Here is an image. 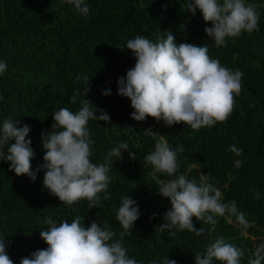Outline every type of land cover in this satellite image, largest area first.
<instances>
[{"label": "trees", "instance_id": "obj_1", "mask_svg": "<svg viewBox=\"0 0 264 264\" xmlns=\"http://www.w3.org/2000/svg\"><path fill=\"white\" fill-rule=\"evenodd\" d=\"M86 2L90 11L81 17L64 0H0V61L7 64V70L0 74V94L4 97L0 100V127L5 119L13 120L18 128L30 127L26 139L32 142L35 171L44 162L41 134L52 131L54 111L62 107L78 111L80 100L87 98L110 116L108 123L88 122L94 141L93 163H103L108 151L121 142H127L137 158L130 159L129 150H124L119 160L112 157L111 199L104 200L100 193L101 204L91 209L87 200L71 207L62 204L43 187V170L33 181L10 171V162L0 161V239L5 238L13 264L48 247L40 231L47 230L49 220L59 224L80 216L85 227L93 221H107L119 239L122 227L116 213L124 195L139 207L133 232L123 239L128 257L138 264L153 260L159 264L166 256L177 264H195L194 254L204 253L220 236L245 250L241 264H247L255 246L264 242V0H247L257 6L259 31L226 38V45L220 47L204 31L211 23L203 20L199 9L194 15L187 11L185 0ZM167 31L177 45L205 44L210 57L219 59L222 66L244 72L242 91L234 97V110L225 122L193 130L183 123L166 126L152 117L144 121L131 118V101L118 94L117 82L134 67L136 58L124 45L138 35L155 42ZM78 75L90 79L86 97ZM77 88L81 96L73 104L69 97ZM105 90L111 95H103ZM147 129L164 136L173 149L183 146V152L177 154L179 173H187L198 182L200 172L207 175L225 202L236 201L249 226L239 225L235 218L230 223L227 217L217 216L212 225L193 217L196 229H206L201 236L187 230H174V236L156 230L171 208L169 199L158 194L159 182L172 177L156 173L144 161L155 147L154 137L144 131ZM233 144L243 150L242 155L227 151ZM237 159L243 161L240 168L234 167ZM253 187L260 193L258 200L249 191Z\"/></svg>", "mask_w": 264, "mask_h": 264}, {"label": "clouds", "instance_id": "obj_2", "mask_svg": "<svg viewBox=\"0 0 264 264\" xmlns=\"http://www.w3.org/2000/svg\"><path fill=\"white\" fill-rule=\"evenodd\" d=\"M64 3L71 5L81 17L89 14L90 5L86 0H64ZM185 3L187 11L194 15L199 9L203 20L211 23L212 26L205 27L204 31L216 47L225 46L226 38L259 31L257 6L247 0H185ZM165 33L155 42L138 35L124 45L136 58L134 67L117 82L118 94L131 101L134 109L131 118L144 121L152 117L157 122L162 120L166 126L183 123L193 130L225 122L234 110V97L242 91L244 72L222 66L219 59L210 57L205 44L177 45L171 31ZM6 70V62L0 61V74ZM76 79L83 81L86 97L91 87L89 77L78 75ZM102 94L108 96L111 91L105 90ZM80 96L81 91L77 88L69 99L75 104ZM3 98L0 94V100ZM80 104L75 112L67 107L54 111L52 131L41 134L44 162L35 171L31 165L35 156L32 142L26 139L30 127L18 128L13 120L5 119L0 127V161L10 162V171L14 170L17 176L26 175L33 181L36 173L43 170V187L62 204L71 207L87 200L91 209L101 204L100 193L104 194V200L111 199L108 186L109 172L113 170L112 157L121 159L122 152L129 150V145L121 142L108 151L103 163H93L94 141L90 139L88 122L108 123L110 116L87 98L81 99ZM144 131L155 139L154 150L143 157L144 161L153 166L156 173L172 177L159 182L158 194L169 199L171 208L164 215V223L156 230L161 233L169 231L173 236L176 235L174 230H187L201 236L206 229H196L193 217L202 224L212 225L217 223V216L227 217L230 223L235 218L239 225L249 226L246 214L239 210L236 201L225 202L223 193L209 182L207 175L200 172L198 182L195 178L190 179L187 173H179L181 166L177 154L183 152V146L173 149L164 136L151 129ZM13 140L14 143L9 144ZM227 151L236 156L243 152L234 144L229 145ZM129 157L132 160L137 158L130 150ZM242 164L243 161L237 159L234 167L240 168ZM249 191L254 194V199H260V193L254 187ZM139 216L136 201L124 195L116 213V220L122 227L119 239H115L116 233L107 221L102 224L93 221L85 227L80 216L59 224L49 220L47 230L40 231V237L48 247L22 257L20 264H138L136 259L128 257L123 239L132 234ZM6 247L5 238L0 239V264H13ZM244 254V249L220 236L204 253L194 255L195 264H214V261L241 264ZM151 264H157V261L153 260ZM159 264H177V261L166 256ZM247 264H264V242L255 246Z\"/></svg>", "mask_w": 264, "mask_h": 264}]
</instances>
